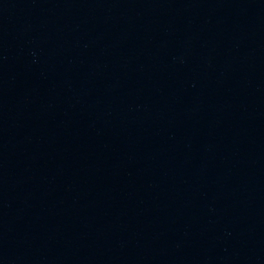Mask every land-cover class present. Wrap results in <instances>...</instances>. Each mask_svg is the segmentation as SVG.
<instances>
[{
	"label": "water",
	"instance_id": "obj_1",
	"mask_svg": "<svg viewBox=\"0 0 264 264\" xmlns=\"http://www.w3.org/2000/svg\"><path fill=\"white\" fill-rule=\"evenodd\" d=\"M0 264H264V0H0Z\"/></svg>",
	"mask_w": 264,
	"mask_h": 264
}]
</instances>
